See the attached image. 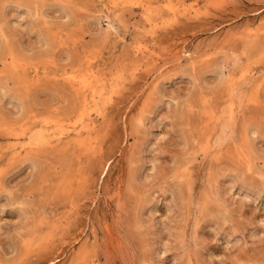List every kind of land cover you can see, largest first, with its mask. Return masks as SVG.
<instances>
[{"label": "rangeland", "instance_id": "1", "mask_svg": "<svg viewBox=\"0 0 264 264\" xmlns=\"http://www.w3.org/2000/svg\"><path fill=\"white\" fill-rule=\"evenodd\" d=\"M0 264H264V0H0Z\"/></svg>", "mask_w": 264, "mask_h": 264}]
</instances>
